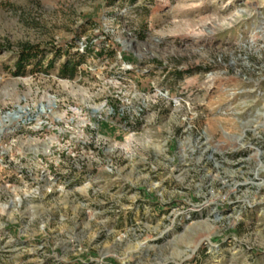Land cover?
<instances>
[{
	"label": "rangeland",
	"instance_id": "374dc122",
	"mask_svg": "<svg viewBox=\"0 0 264 264\" xmlns=\"http://www.w3.org/2000/svg\"><path fill=\"white\" fill-rule=\"evenodd\" d=\"M0 264H264V0H0Z\"/></svg>",
	"mask_w": 264,
	"mask_h": 264
},
{
	"label": "built area",
	"instance_id": "2783aa9c",
	"mask_svg": "<svg viewBox=\"0 0 264 264\" xmlns=\"http://www.w3.org/2000/svg\"><path fill=\"white\" fill-rule=\"evenodd\" d=\"M55 102V101H54ZM51 102L50 103H54ZM56 107V106H54ZM25 109V108H24ZM70 111H74L75 115H77L78 117L81 115L80 111L77 110L76 108L71 109ZM91 112V116L93 117L95 115H99L100 116V109L98 108H91L90 110ZM19 115L22 117V121L26 122V125L32 123L33 120L36 121V119L39 117V120L42 119V114L40 112H35L32 110H20L19 111ZM41 116V117H40ZM90 117L89 118H85V116L81 117V118H77L75 120L76 123L73 124V128H76L78 132H76L77 136H74L75 138H77L76 140L70 139V140H66V144L69 146V148L72 146L73 149L75 150H62V151H58L56 153H52L50 148L52 147L51 145L47 147V150L43 152L44 155L47 154H52L54 156V158L58 159L59 163H63L65 164V168H64V172H61V176H66L72 173H76V172H83V171H88V165L87 162L82 161L85 160V158L88 160V158H93L95 155H98L97 150L95 148V145L92 143V141L90 140H86L84 138V132L86 130L89 129H93V124L90 123ZM63 118H60V120L56 121L57 123H61L62 122H66L67 124H69L68 122H70V120H62ZM74 120V119H71ZM45 123H47V121L45 120ZM79 136V138H78ZM72 144V145H71ZM7 155V154H5ZM81 160L80 164L74 163V160ZM58 174V172L55 173H51L50 169L47 170V175H49V180L52 182V186L53 185H57L60 188H63L66 185V181H57L54 182V177L53 175ZM60 173V172H59Z\"/></svg>",
	"mask_w": 264,
	"mask_h": 264
},
{
	"label": "trees",
	"instance_id": "16d2710c",
	"mask_svg": "<svg viewBox=\"0 0 264 264\" xmlns=\"http://www.w3.org/2000/svg\"><path fill=\"white\" fill-rule=\"evenodd\" d=\"M90 49V45H86L84 52L76 54H67L66 58L57 67V76L64 79H72L79 65H81ZM38 50L35 46L25 45L22 50L17 53L16 61L14 62V70L11 72L13 75H22L25 73L26 68L36 61ZM40 63V60L35 62L36 68ZM54 65L53 60H49L44 72H47L48 68H52Z\"/></svg>",
	"mask_w": 264,
	"mask_h": 264
}]
</instances>
